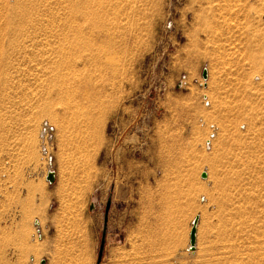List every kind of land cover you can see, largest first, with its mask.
Listing matches in <instances>:
<instances>
[{
    "label": "rangeland",
    "instance_id": "1",
    "mask_svg": "<svg viewBox=\"0 0 264 264\" xmlns=\"http://www.w3.org/2000/svg\"><path fill=\"white\" fill-rule=\"evenodd\" d=\"M0 264H264V0H0Z\"/></svg>",
    "mask_w": 264,
    "mask_h": 264
},
{
    "label": "water",
    "instance_id": "2",
    "mask_svg": "<svg viewBox=\"0 0 264 264\" xmlns=\"http://www.w3.org/2000/svg\"><path fill=\"white\" fill-rule=\"evenodd\" d=\"M201 75H202L203 78H206V76H207L206 69L202 70ZM205 176H206V173L202 172L201 173V177H205ZM54 178H55V175H54L53 170L48 169L47 173H46V180L49 183H52L54 181ZM108 208H109V200L106 202L105 209H104V216H103L104 224H105L106 219H107ZM197 221H198V216L196 215L191 221V227H190V230H189V249L190 250L194 248V244H195ZM103 236H104V232L102 233L101 242L99 244V250H98V254H97V261L100 260L101 254H102L103 243H104Z\"/></svg>",
    "mask_w": 264,
    "mask_h": 264
},
{
    "label": "bare ground",
    "instance_id": "3",
    "mask_svg": "<svg viewBox=\"0 0 264 264\" xmlns=\"http://www.w3.org/2000/svg\"><path fill=\"white\" fill-rule=\"evenodd\" d=\"M206 101V100H205ZM54 116V115H53ZM193 219V218H192ZM192 219H191V221H192ZM189 246V245H188Z\"/></svg>",
    "mask_w": 264,
    "mask_h": 264
},
{
    "label": "built area",
    "instance_id": "4",
    "mask_svg": "<svg viewBox=\"0 0 264 264\" xmlns=\"http://www.w3.org/2000/svg\"><path fill=\"white\" fill-rule=\"evenodd\" d=\"M44 127H46V126H44Z\"/></svg>",
    "mask_w": 264,
    "mask_h": 264
}]
</instances>
